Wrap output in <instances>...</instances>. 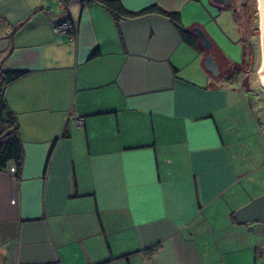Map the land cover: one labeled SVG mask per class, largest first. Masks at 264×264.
Wrapping results in <instances>:
<instances>
[{
    "label": "crops",
    "instance_id": "0c3cea01",
    "mask_svg": "<svg viewBox=\"0 0 264 264\" xmlns=\"http://www.w3.org/2000/svg\"><path fill=\"white\" fill-rule=\"evenodd\" d=\"M120 1L200 27L204 0ZM2 39V69L27 72L4 89L24 154L19 176L0 170V264H264L234 216L264 193L256 111L167 16L0 0Z\"/></svg>",
    "mask_w": 264,
    "mask_h": 264
},
{
    "label": "rangeland",
    "instance_id": "374dc122",
    "mask_svg": "<svg viewBox=\"0 0 264 264\" xmlns=\"http://www.w3.org/2000/svg\"><path fill=\"white\" fill-rule=\"evenodd\" d=\"M198 22L197 25L214 42L210 52L218 55L222 73L229 70V62L223 57L232 64L244 65L235 82L248 94L264 135V86L257 72L262 57L259 0H232L229 8L204 0ZM5 50L0 49V74L3 70L1 56ZM263 261L264 256L259 257V263Z\"/></svg>",
    "mask_w": 264,
    "mask_h": 264
},
{
    "label": "trees",
    "instance_id": "16d2710c",
    "mask_svg": "<svg viewBox=\"0 0 264 264\" xmlns=\"http://www.w3.org/2000/svg\"><path fill=\"white\" fill-rule=\"evenodd\" d=\"M100 1L114 16L116 24L120 18L138 16L146 13H161L167 16L175 25L180 33L181 38L199 52L208 53L207 49L202 45L201 39L192 30L187 29L182 23L181 14L178 11H171L162 8L158 4H151L138 11H131L124 7L120 0H98ZM214 46L212 41L211 48ZM98 51L92 52L95 55ZM229 64V70L224 73L225 76L220 79L227 81H235L242 71L244 65L232 64L225 57H223ZM244 62L245 59H244ZM243 62V63H244ZM221 67V66H220ZM222 71V68H221ZM26 70H10L3 69L0 74V170L10 169L11 165L14 166V174L20 175L22 162H23V145L19 134V125L15 112L8 106L4 94L6 85L24 75ZM57 138H55L49 148L46 163L49 162L54 145Z\"/></svg>",
    "mask_w": 264,
    "mask_h": 264
},
{
    "label": "water",
    "instance_id": "95a60500",
    "mask_svg": "<svg viewBox=\"0 0 264 264\" xmlns=\"http://www.w3.org/2000/svg\"><path fill=\"white\" fill-rule=\"evenodd\" d=\"M213 3L218 4L224 8H229L232 4V0H212ZM261 26H262V57H261V64L258 69V73L264 79V0H261ZM196 34L201 39L202 45L207 49L208 53L206 55L204 66L207 71L211 73V75L216 78L220 79L221 77L225 76L224 73L221 71L220 65L217 63L215 56L210 52L212 41L207 33L200 27L196 28ZM7 44V39L0 40V49L5 47ZM234 216L238 222L241 223H249L253 221H259L260 223L256 226L262 225L264 226V193L254 197L246 204L242 205L241 207L237 208L234 211ZM249 228L254 230L255 225H249ZM256 233L254 235L256 236ZM260 235H263L262 232H258Z\"/></svg>",
    "mask_w": 264,
    "mask_h": 264
},
{
    "label": "built area",
    "instance_id": "2783aa9c",
    "mask_svg": "<svg viewBox=\"0 0 264 264\" xmlns=\"http://www.w3.org/2000/svg\"><path fill=\"white\" fill-rule=\"evenodd\" d=\"M60 1L65 3V0H60ZM53 29L58 34L67 33V34H69V36H73L75 34V31H76V21L71 19V18L65 19L59 23H56L53 26ZM76 122L78 124H82L84 122V117L83 116L77 117ZM10 170L11 171L14 170L13 165H11Z\"/></svg>",
    "mask_w": 264,
    "mask_h": 264
},
{
    "label": "flooded vegetation",
    "instance_id": "af4514ba",
    "mask_svg": "<svg viewBox=\"0 0 264 264\" xmlns=\"http://www.w3.org/2000/svg\"><path fill=\"white\" fill-rule=\"evenodd\" d=\"M216 5H218V4H216ZM218 6H220V5H218ZM259 223H260L259 221H253V222L246 223V225L249 227V225L253 224L257 228H255L254 230L251 229L252 231H254V232H260L261 231L263 233V235L260 237V239H257L255 244H254V246H256V249H257L258 257L263 258V256H264V226L263 227H262V225L256 226Z\"/></svg>",
    "mask_w": 264,
    "mask_h": 264
},
{
    "label": "bare ground",
    "instance_id": "6f19581e",
    "mask_svg": "<svg viewBox=\"0 0 264 264\" xmlns=\"http://www.w3.org/2000/svg\"><path fill=\"white\" fill-rule=\"evenodd\" d=\"M259 9H260V13H261V0H259ZM261 37H262V26H261ZM259 78H260V83L264 86V79L261 76V74H260Z\"/></svg>",
    "mask_w": 264,
    "mask_h": 264
}]
</instances>
